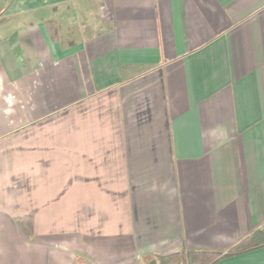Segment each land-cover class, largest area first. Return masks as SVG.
<instances>
[{
	"label": "crops",
	"instance_id": "crops-1",
	"mask_svg": "<svg viewBox=\"0 0 264 264\" xmlns=\"http://www.w3.org/2000/svg\"><path fill=\"white\" fill-rule=\"evenodd\" d=\"M263 226L264 0H0V264H168Z\"/></svg>",
	"mask_w": 264,
	"mask_h": 264
},
{
	"label": "trees",
	"instance_id": "trees-1",
	"mask_svg": "<svg viewBox=\"0 0 264 264\" xmlns=\"http://www.w3.org/2000/svg\"><path fill=\"white\" fill-rule=\"evenodd\" d=\"M18 224L23 226L24 219L18 220ZM28 224H29V221H28ZM263 242H264V226L252 232L248 236V238L240 241L238 244L231 247L229 251H227L226 253L210 252L209 254H205L204 252L190 250L187 253L181 252V253H175V254L169 255L166 259V262L168 264H171L174 262H180L181 264H187V261L188 263L189 261H192L193 263L198 261L200 264H212L214 261H216L217 259H219L220 257L224 255H227L231 252L245 251L252 247L258 246L262 244Z\"/></svg>",
	"mask_w": 264,
	"mask_h": 264
},
{
	"label": "built area",
	"instance_id": "built-area-1",
	"mask_svg": "<svg viewBox=\"0 0 264 264\" xmlns=\"http://www.w3.org/2000/svg\"><path fill=\"white\" fill-rule=\"evenodd\" d=\"M171 264H180L179 262H174V263H171ZM191 264H200V263H191Z\"/></svg>",
	"mask_w": 264,
	"mask_h": 264
}]
</instances>
